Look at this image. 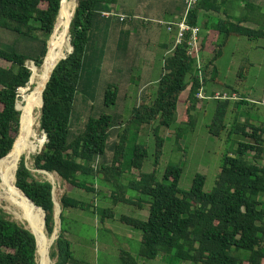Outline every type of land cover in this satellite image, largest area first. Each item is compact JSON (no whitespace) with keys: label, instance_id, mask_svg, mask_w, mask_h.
<instances>
[{"label":"trees","instance_id":"16d2710c","mask_svg":"<svg viewBox=\"0 0 264 264\" xmlns=\"http://www.w3.org/2000/svg\"><path fill=\"white\" fill-rule=\"evenodd\" d=\"M77 1L78 6L70 25V43L74 46V51L68 52L67 58L59 61L43 91L40 125L47 140L42 149L33 155L35 167L56 172L71 185L87 192H96L93 182L101 178L112 189L114 205L119 202L133 203L139 208L144 204L149 205L146 220L126 215L120 218L122 222L141 231L139 255L142 257L155 259L163 253L193 264H264V123L255 125L250 118L241 122L233 119L231 123H227L230 113H235L233 100L236 99H216L217 111L209 126L211 133L221 136L229 125L232 133L238 136V142L234 154L228 152L223 157L221 172L212 191L204 190L206 176L203 174L196 175L190 190L181 189L183 170L180 165L168 166L161 181L157 179L154 170L152 173L140 174L130 180L128 185L122 182L132 170H142L148 157L145 145L130 140L131 129L134 126L152 124L156 120L161 125L173 126L177 123L180 98L189 89L185 112L180 122L182 125L177 130V138L181 139L184 127L195 126L193 112L201 103V99L197 97L201 86L217 81L219 69L216 61L222 56L230 36H261L264 35V30L244 26L242 22H246L248 17L235 22L229 14L226 19L213 23L201 42L204 51L212 41L216 42L213 58L205 61L202 68L203 83L197 59L189 51L191 33H187L184 41L166 57L156 93L154 96L146 95L139 102L126 125L121 114L113 116L102 112L99 117L89 116L84 130L73 134L77 92L86 69L91 31L100 8L111 0ZM217 1L199 0L190 14V24L198 25L199 12L202 10L218 12L219 9L215 7ZM62 2L0 0V27L16 32L31 42L23 48H6L0 45V60L11 64L9 67L0 65V172L20 129L23 132L28 127L25 109L21 108L22 119V111L17 108L19 88L29 85L33 75L27 61L31 60L37 66H42ZM67 38L70 41L69 29ZM118 94L119 86L108 84L104 91V106L116 104ZM116 129L123 131L113 145V156L108 159L107 145ZM163 145L164 138L157 135L155 166L163 154ZM18 163L13 198L23 210L37 213L15 198L30 204L22 195L24 191L42 207L46 212V222L43 210L32 204L46 223L47 233L53 235L57 227L53 184L35 177L25 154ZM129 188L148 197V200L127 198ZM60 204L61 228L58 224L60 231L51 248L50 257L54 264H72L76 258L72 242L67 236V211L93 208L95 213L101 215L102 220L116 217V211L114 206H90L70 193L62 195ZM37 254L40 263L43 255L41 241L25 224L13 219L0 204V264H38ZM120 257L123 264H140L128 250L121 249Z\"/></svg>","mask_w":264,"mask_h":264},{"label":"rangeland","instance_id":"374dc122","mask_svg":"<svg viewBox=\"0 0 264 264\" xmlns=\"http://www.w3.org/2000/svg\"><path fill=\"white\" fill-rule=\"evenodd\" d=\"M120 7L121 5L118 4L116 9L120 10ZM215 7L221 11L219 18L223 17V19H226L229 14L233 21L238 22L242 18L248 17L246 22H242L244 26L264 30V0H218L215 3ZM204 12L202 15H204ZM119 19L113 17L110 27L102 29V32L105 31L107 35H110L107 40V45L103 50L105 53L108 52L106 56H110L113 60L112 64H109L110 68L103 61L100 63L94 62L92 65H87L88 62L86 61V69L83 74L82 83L77 92V102L72 125L73 134H79L84 130L89 116L99 117L102 112L109 113L113 116L121 114L126 125L132 117L133 109L139 104L141 96L145 93H142L146 82L145 74L151 71L153 80H156L160 79L164 72V58L167 54H165L166 50L162 48L156 50L150 49L141 55L139 53V62L133 64L131 67L122 62L120 59L121 56L117 54V31L119 30H113L114 28L122 29L126 25L124 22H121L123 20ZM205 19L211 20L208 14L207 16L205 15ZM200 33L202 34L200 35L201 38H203L208 33V29L203 28ZM148 34L142 33L143 39H148ZM163 34L166 40L171 41L173 39L176 42L177 35L173 37L166 30ZM30 43L16 32L0 27L1 46L6 48L22 46L23 48L24 45L28 46ZM215 46L216 42L212 41L207 50L204 51L201 48L202 68L205 65V61L213 58ZM151 53H155L157 57L154 65L149 66L144 60L149 59ZM0 65L9 67L11 64L0 60ZM27 65L31 69L32 65L41 68V66H37L31 60L27 61ZM216 65L219 69L217 81H210L206 85V94L208 96L213 95L215 92L231 94L236 91L239 96V99L233 100L235 113H230L227 123H231L233 119L241 122L247 118H250L251 122L255 125L264 123V35H254L251 37L246 35H231L223 48L222 56L216 61ZM102 72L104 73L103 76L101 75ZM139 76L140 79L138 78ZM129 79L130 83L128 82ZM124 82L129 83H127V91H124V84H126ZM111 83L119 86L118 100L116 104L106 107L104 106V91L106 86ZM154 85L149 86L147 89L149 91L148 94L151 96H154L157 91V83ZM26 87H30L31 89L28 91L22 90ZM26 87L19 88L18 105L22 109L23 106L25 107L27 105L26 99L31 95L35 84H31L30 82ZM189 92L188 89L181 96L178 106L177 123L173 126L167 127L161 125L160 121L156 120L152 124L142 125L140 127L134 126L131 129L129 133L130 140L145 145L148 150V157L145 160L143 169L140 171L137 169L132 170L122 180L124 184L128 185L130 180L137 178L140 174L152 173L154 170L156 171L157 179L161 181L168 166L180 165L183 170L180 180L181 189L190 190L197 174L206 176L204 185L206 192L212 191L216 186V181L221 172L223 157L228 152L234 154L237 148L238 136L232 133L231 126L229 125L222 132L221 136H215L211 133L209 126L215 117L218 102L216 99L208 97L201 99V108L198 107L193 112L196 118L194 128L191 126L189 128L184 127L183 136L181 139H178L177 130L182 125L180 122L185 112ZM243 100H247L248 102H243ZM22 109L21 111L23 113ZM34 116L36 117V125H33L34 130L31 133L34 134V131H36L35 137H32V141L37 144V149L34 152H25L23 154L27 156L28 166L36 178L54 183L53 193L58 202V207L59 205L61 206L60 199L62 195L64 193H70L85 203H88L90 206H114L116 211V217H107L104 220L101 219L100 214L94 212L93 208H86L85 210L75 208L67 211L65 222L69 230L67 236L72 242V249L76 258L72 264H123L120 257L121 249L130 251L140 264H193L190 261H181L173 255L163 253L155 259H149L139 255L140 241L142 238L141 231L122 222L120 218L126 215L132 218L146 220L149 215V205L144 204L142 208L137 207L133 203L127 204L124 202H119L117 205H114L111 197L112 189L104 184L101 178L93 182V186L97 191L87 192L84 189L71 185L56 172L37 169L34 165L33 155L41 150L45 140V133L40 128V107L35 110ZM122 131L123 129H116L111 135L107 145L108 159H111L113 156V145L119 139V134ZM157 135L164 138V145L163 154L158 165L155 166ZM2 173L3 169L0 175ZM13 174L15 178L14 171ZM14 178L9 176L6 181L0 178V204L13 219L29 226L26 221H22L16 217L9 202L5 198L3 190L7 188L13 190L15 184ZM7 182L10 184L9 186ZM126 196L136 201L140 198L148 200V197L130 188L127 190ZM13 200L18 204L15 199ZM137 203L142 204L141 202ZM29 228L31 229V227ZM58 233L53 237L46 230L49 239L53 240L49 248V257ZM37 260L39 264L38 254ZM50 264H54V260L51 257Z\"/></svg>","mask_w":264,"mask_h":264},{"label":"crops","instance_id":"0c3cea01","mask_svg":"<svg viewBox=\"0 0 264 264\" xmlns=\"http://www.w3.org/2000/svg\"><path fill=\"white\" fill-rule=\"evenodd\" d=\"M118 4L121 5L120 10L116 9ZM203 11H205L204 15H202ZM184 12L185 0H111L108 3H104L100 8L94 28L91 31L90 41L86 53V61L88 62L87 65L103 61V63H107L110 68L109 64H112L113 60L110 56H106L108 52H103L110 35H107L105 31L102 32V29L110 27L113 17H117L119 19L118 14H127L131 16V19L129 20L121 21L126 24L122 29H113L115 31L119 30L117 31V54L121 56L120 59L125 63V65H130L131 67L133 64L139 62V53L141 55L143 52L150 49H165V54H167V56H164L168 57L176 48V42L173 39H171V41L166 40L163 33L166 30L173 37L176 36L178 32L177 24L173 26L172 30L168 27L171 23L181 21ZM220 13L221 11L216 12L214 10L200 11L198 19V25L201 28L200 32L203 28L209 29L213 23H216ZM207 14L211 20L205 19V15L207 16ZM222 18L223 17L219 19ZM149 20L151 21L149 22ZM142 33H149V38L146 40L143 39ZM200 35L202 34L200 33ZM205 36H203V38ZM89 50H91V52H89ZM156 57L155 53H151V57L144 61L146 64H149V66H152L155 63ZM166 57L164 58V62ZM103 74L104 73L102 72L101 75L103 76ZM151 75V71L145 74L146 82L144 90L142 91V93H145L143 95L141 93L142 96L140 101H142L146 95H149V91H147L148 87L154 85L159 80H153ZM138 78L140 79V76ZM128 82L130 83V79ZM128 82H124L126 83L124 84V91H127ZM199 105V108H201V103Z\"/></svg>","mask_w":264,"mask_h":264},{"label":"bare ground","instance_id":"6f19581e","mask_svg":"<svg viewBox=\"0 0 264 264\" xmlns=\"http://www.w3.org/2000/svg\"><path fill=\"white\" fill-rule=\"evenodd\" d=\"M77 2H78L77 0H66V1L63 0L61 9L58 15V19L56 22V27H55V30L53 32V36L51 39L49 52L47 56L45 57V60L41 68H38L35 65H32L33 75H32V79L30 82L31 84H35V87L31 95L28 96L26 99L27 105L25 107L23 106V108L25 109L29 117L28 127L23 132H21V129H20V134L17 140L15 141L13 149L9 153L8 157L6 158V161H4L5 163L2 167L3 173L0 175V178H2L4 181H6V179L9 176H12L14 178L13 171L15 168L17 169L19 158L22 156L23 153L25 152L30 153V152H33V150L37 149V144L34 141H32V137H35L36 131H34V134L31 133L32 130H34L33 125L34 124L36 125V117L34 116V113L36 109H38L39 107L41 108L42 92H43L44 86L52 70L54 69L56 64L59 62V60L64 58L67 55V53L72 50L71 43L66 40V36L68 34V29H69L70 22L74 15ZM29 89L31 88L26 87L22 90L28 91ZM19 108L21 109L22 107L19 106ZM22 119H23V113H22ZM22 124H23V120H21V128H22ZM15 182H16V179H15ZM9 185L10 184L8 183V186ZM3 191L5 194V198L9 202L11 209H13V212L16 215V217L22 221L27 222V224L29 225L28 227H31L32 231H34L35 235L37 236L38 241H41L43 245V255H42V258L39 264H50L49 248L53 240L49 239V237L46 234L45 223L43 222V219L40 215L39 210L36 209L32 205V203L25 197V195L21 193L30 202L32 206L29 203L17 197L15 198L25 203L29 208L36 210L38 214L35 212L29 213L23 210L20 205L14 202L13 200L14 198L11 193L12 189L7 188L6 190H3Z\"/></svg>","mask_w":264,"mask_h":264},{"label":"built area","instance_id":"2783aa9c","mask_svg":"<svg viewBox=\"0 0 264 264\" xmlns=\"http://www.w3.org/2000/svg\"><path fill=\"white\" fill-rule=\"evenodd\" d=\"M199 0H185V12L184 15L181 19V21L177 23H171V25L168 27L170 30L173 29V26L177 24L178 26V34H177V40H176V46L178 44H181L187 33H191L190 38H189V51L191 55L196 57L197 59V64L200 70V80L203 83L204 82V73L202 70V64H201V59H202V52H201V42L202 38L200 36V26L199 25H191L189 22V17L193 9L198 5ZM110 14V13H108ZM118 17L120 20H129L131 19L130 15L127 14H118ZM197 97L200 99L204 98H214V99H239V96L236 92H233L231 94L229 93H220V92H215L213 95L208 96L206 94V86L202 85L200 90L197 93ZM264 102V101H263Z\"/></svg>","mask_w":264,"mask_h":264},{"label":"water","instance_id":"95a60500","mask_svg":"<svg viewBox=\"0 0 264 264\" xmlns=\"http://www.w3.org/2000/svg\"><path fill=\"white\" fill-rule=\"evenodd\" d=\"M63 1V0H62ZM62 5V4H61ZM78 6V2H77V5H76V7ZM75 11H76V8H75ZM75 11H74V14H75ZM74 16V15H73ZM73 19V18H72ZM72 21V20H71ZM70 25H71V22H70ZM51 37H52V35H51ZM51 37H50V39H51ZM50 39H49V41H48V52H49V43H50ZM69 39H70V42H71V35H70V26H69ZM71 47H72V50L70 51V53H72L73 51H74V46L72 45V43H71ZM48 52H47V54H48ZM47 54H46V56H47ZM69 54V53H68ZM68 54L64 57V58H62V59H65V58H67V56H68ZM60 61V60H59ZM59 63V62H58ZM57 63V64H58ZM56 64V65H57ZM56 67V66H55ZM54 67V68H55ZM54 70V69H53ZM53 70H52V72H51V74H50V76H49V78H48V80H47V82H46V84H45V86H44V89L46 88V85H47V83H48V81L50 80V78H51V75H52V73H53ZM44 89H43V91H44ZM42 101H43V92H42ZM17 108L19 109V110H21L20 108H19V105H18V103H17ZM21 118H22V115H21ZM45 133V132H44ZM46 140H47V135L45 134V140H44V142H43V144H42V147L44 146V143L46 142ZM42 149V148H41ZM20 159H21V157H20ZM20 159H19V161H20ZM18 166H19V163H18V165H17V169H18ZM17 169H16V172H17ZM45 171V170H44ZM16 172H15V179H16ZM48 172V171H47ZM51 182V181H50ZM52 183V182H51ZM53 184V191H54V183H52ZM17 188L18 189H20L18 186H17ZM21 190V189H20ZM22 191V190H21ZM22 193L25 195V197L35 206V207H37V208H40V209H42L43 210V212H44V222H46V212H45V210L42 208V207H40V206H38L31 198H29L25 193H24V191H22ZM54 194V193H53ZM54 202H55V208H56V214H55V217H56V223L57 224H59V227L61 228V218H60V214H61V211H62V209H61V206L59 205V211H58V202L56 201V199H55V197H54ZM28 229H30L27 225H25ZM45 227H46V223H45ZM31 230V229H30ZM32 231V230H31ZM60 230L58 229V225H57V227H56V230H55V232L53 233V237H55L56 236V233H58ZM33 233H34V231H32ZM35 234V233H34ZM36 236V235H35ZM56 238H58V236L56 237ZM50 258V257H49Z\"/></svg>","mask_w":264,"mask_h":264}]
</instances>
